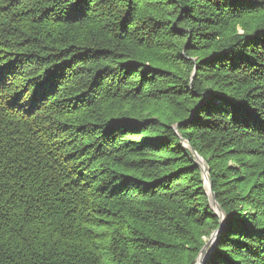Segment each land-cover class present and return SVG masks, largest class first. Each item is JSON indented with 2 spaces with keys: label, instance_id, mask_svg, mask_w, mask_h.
I'll return each mask as SVG.
<instances>
[{
  "label": "trees",
  "instance_id": "trees-1",
  "mask_svg": "<svg viewBox=\"0 0 264 264\" xmlns=\"http://www.w3.org/2000/svg\"><path fill=\"white\" fill-rule=\"evenodd\" d=\"M195 153L264 264V0H0V264H196Z\"/></svg>",
  "mask_w": 264,
  "mask_h": 264
},
{
  "label": "water",
  "instance_id": "water-1",
  "mask_svg": "<svg viewBox=\"0 0 264 264\" xmlns=\"http://www.w3.org/2000/svg\"><path fill=\"white\" fill-rule=\"evenodd\" d=\"M183 142L185 143V141H183ZM195 157H196L198 163L201 165V168L203 171V179H204L205 185L209 191L208 195L211 198V205L214 208L215 214L217 216H219L221 219V227L212 234V236L210 237L207 244L201 250L200 255L197 259L196 264H205L208 257L210 256V254L212 252L211 248L216 245L218 234L222 231V229L224 227L225 215H224L223 211L220 209V207L216 201L215 194L212 192V183L209 179V169L207 167L206 162L200 156H198L197 153H195Z\"/></svg>",
  "mask_w": 264,
  "mask_h": 264
},
{
  "label": "rangeland",
  "instance_id": "rangeland-1",
  "mask_svg": "<svg viewBox=\"0 0 264 264\" xmlns=\"http://www.w3.org/2000/svg\"><path fill=\"white\" fill-rule=\"evenodd\" d=\"M211 206H212V205H211ZM212 207H213V206H212ZM213 209H214V208H213ZM208 241H209V240H208ZM212 248H213V247H212ZM212 248H211V249H212Z\"/></svg>",
  "mask_w": 264,
  "mask_h": 264
}]
</instances>
